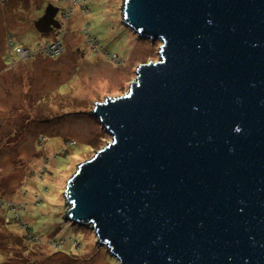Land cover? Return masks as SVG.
I'll list each match as a JSON object with an SVG mask.
<instances>
[{
    "label": "water",
    "instance_id": "obj_1",
    "mask_svg": "<svg viewBox=\"0 0 264 264\" xmlns=\"http://www.w3.org/2000/svg\"><path fill=\"white\" fill-rule=\"evenodd\" d=\"M122 4L159 59L94 100L112 140L67 179L64 219L119 264H264V0ZM58 12L36 30L60 28Z\"/></svg>",
    "mask_w": 264,
    "mask_h": 264
},
{
    "label": "rangeland",
    "instance_id": "obj_2",
    "mask_svg": "<svg viewBox=\"0 0 264 264\" xmlns=\"http://www.w3.org/2000/svg\"><path fill=\"white\" fill-rule=\"evenodd\" d=\"M48 3L67 11L40 33L34 21ZM66 3L0 0V198L17 212L8 223L0 210V264H119L91 227L64 219V190L112 140L90 114L94 100L124 95L139 64L159 59L160 41L124 23L123 0ZM38 44V54L22 50ZM46 44L54 54L40 52Z\"/></svg>",
    "mask_w": 264,
    "mask_h": 264
},
{
    "label": "built area",
    "instance_id": "obj_3",
    "mask_svg": "<svg viewBox=\"0 0 264 264\" xmlns=\"http://www.w3.org/2000/svg\"><path fill=\"white\" fill-rule=\"evenodd\" d=\"M60 1H62V0H60ZM71 1H72V0H70V1L65 0V2H67L66 4H67L68 7H71V6H70ZM73 1H75V0H73ZM59 9H60V8H59ZM66 11H67V10H66ZM66 11H65V10L63 11V9H62V13H61V9H60V13L62 14V16H64V15L66 14ZM58 13H59V12H58ZM38 46H39V45H38ZM38 46L35 47V48H32V49H29L28 47H24V48L22 49V48H20L19 46H17V47H16V51H17V53H19V56H21V54H22V53H20V49L26 51V53H28L29 56H32V55H34V54H38V53H39V50H38L39 47H38ZM13 47H14V45H13ZM55 48L57 49V46H56L55 44H54V45L46 44L45 47H44L40 52H41L42 54H43L44 51H45L46 53L49 52V53H51V54H54ZM45 52H44V53H45ZM5 203H7V206H8V207H11V203L4 202V201H0V204H2V205L5 204Z\"/></svg>",
    "mask_w": 264,
    "mask_h": 264
},
{
    "label": "trees",
    "instance_id": "obj_4",
    "mask_svg": "<svg viewBox=\"0 0 264 264\" xmlns=\"http://www.w3.org/2000/svg\"><path fill=\"white\" fill-rule=\"evenodd\" d=\"M39 45V44H38ZM37 45V46H38ZM0 201H4V202H8V201H6L5 199H1L0 198ZM0 210H3L4 212H3V214H4V217H5V219H6V222H8V221H10V220H8L9 218H12V219H14L13 217H8L7 215H9V213H11V210H12V207H8L7 206V203H5V204H0ZM12 211H15L14 209L12 210ZM16 211H15V215H16ZM13 223H15L14 221H12ZM9 223V222H8ZM16 224H17V222H16ZM18 224H19V222H18ZM22 228H23V230L25 231V234L26 235H28V238L29 239H34L35 237L34 236H32V233H29V228L27 227V225L25 226V225H23L22 224ZM9 242V241H8ZM4 254V253H3ZM3 262V261H2ZM2 262H0V263H2Z\"/></svg>",
    "mask_w": 264,
    "mask_h": 264
},
{
    "label": "flooded vegetation",
    "instance_id": "obj_5",
    "mask_svg": "<svg viewBox=\"0 0 264 264\" xmlns=\"http://www.w3.org/2000/svg\"><path fill=\"white\" fill-rule=\"evenodd\" d=\"M56 18H58V20L60 21V18H59V14L57 13V15H56Z\"/></svg>",
    "mask_w": 264,
    "mask_h": 264
}]
</instances>
